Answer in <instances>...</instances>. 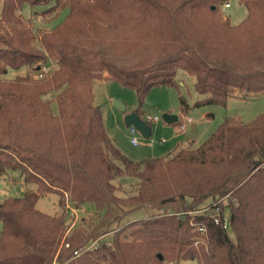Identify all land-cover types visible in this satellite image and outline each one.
I'll list each match as a JSON object with an SVG mask.
<instances>
[{"label": "trees", "instance_id": "obj_1", "mask_svg": "<svg viewBox=\"0 0 264 264\" xmlns=\"http://www.w3.org/2000/svg\"><path fill=\"white\" fill-rule=\"evenodd\" d=\"M225 1L0 0V75L26 69L0 78V176L35 187L0 201V264H264V113L135 161L93 101L108 74L136 92L139 115L151 88L179 90L177 70L195 75V106L264 92V0H240L237 23L220 13ZM24 5L66 12L32 28ZM47 192L59 212L35 208ZM70 204L96 220L70 227Z\"/></svg>", "mask_w": 264, "mask_h": 264}, {"label": "rangeland", "instance_id": "obj_2", "mask_svg": "<svg viewBox=\"0 0 264 264\" xmlns=\"http://www.w3.org/2000/svg\"><path fill=\"white\" fill-rule=\"evenodd\" d=\"M228 1L230 6L224 11L220 8V13L224 18H228L231 23H237L245 16L246 8L240 0ZM43 8H45L43 5L34 7L24 5L21 8L24 23L32 28L38 26L48 29L60 21L66 12L63 10L57 16H53L54 11L50 13L41 12ZM34 11H37V13H34ZM30 15L31 19L29 20ZM44 67H41L43 72L48 66ZM33 69H30L31 73L38 75L40 72L38 68ZM25 72V67L19 69L8 68L4 74L0 75V78H11ZM176 79L179 83L178 91L167 86H155L148 91L144 102L139 107L140 118L146 122L148 121L147 123L150 126L151 131L148 137H144L139 130L131 134L129 125L125 122L126 113L139 106L136 92L112 78L102 77L93 81V101L101 109L102 120L107 133L119 150L132 160L138 161L147 157L170 155L175 145L180 148L189 146L190 141L188 139L191 137L194 140H191L193 142L191 146H196L207 138L227 116L249 121L259 113H264V92L247 97L235 93L227 99L225 105L206 104L195 106L194 102L202 97L194 87L195 75L177 70ZM180 95L187 105H184L181 101ZM114 99L123 102L126 105V110L120 111L115 108L112 105ZM164 112L177 115V119L172 122L164 121L162 118ZM147 115H157L158 119L147 120ZM188 118L192 121L188 122ZM181 124L182 128L180 127ZM132 136L137 139L136 144L130 142ZM132 181L129 176L120 178L123 189L128 188V184ZM34 188L25 186L18 172L9 171L0 176V201L9 196H22L26 189L33 190ZM70 205L64 208L68 210L70 227L96 220V214L92 207L84 205L76 208ZM35 208L48 214L59 212L61 208L58 205V195L54 192L41 194L35 202ZM180 264L196 263L187 260L180 262Z\"/></svg>", "mask_w": 264, "mask_h": 264}, {"label": "water", "instance_id": "obj_3", "mask_svg": "<svg viewBox=\"0 0 264 264\" xmlns=\"http://www.w3.org/2000/svg\"><path fill=\"white\" fill-rule=\"evenodd\" d=\"M112 105L120 111L126 110V105L119 100L114 99L112 101ZM162 118L166 122H172L177 119V116L175 114L164 112L162 113ZM125 122L127 123V125H134L137 130H139L143 134L144 137L149 136L151 131L149 124L142 120L135 111L132 110L126 113Z\"/></svg>", "mask_w": 264, "mask_h": 264}, {"label": "built area", "instance_id": "obj_4", "mask_svg": "<svg viewBox=\"0 0 264 264\" xmlns=\"http://www.w3.org/2000/svg\"><path fill=\"white\" fill-rule=\"evenodd\" d=\"M230 6V3H229V1L228 0H226L222 5H221V10H226L228 7ZM45 68V67H44ZM146 119L147 120H153V119H158V116L157 115H154V116H152V115H147L146 116ZM188 121H190V118H188L187 119ZM145 121V120H144ZM146 122V121H145ZM148 122V121H147ZM180 127L182 128L183 126H182V124L180 125ZM137 130V128L134 126V125H129V131H130V133L131 134H134L135 133V131ZM130 142L132 143V144H136L137 143V139L134 137V136H132L131 137V139H130ZM218 220V218L217 217H215V221H217ZM224 226H226V225H228V221H227V219H226V217L224 218ZM67 245V244H66ZM91 245H93V243L92 244H90L89 245V247L91 246Z\"/></svg>", "mask_w": 264, "mask_h": 264}, {"label": "crops", "instance_id": "obj_5", "mask_svg": "<svg viewBox=\"0 0 264 264\" xmlns=\"http://www.w3.org/2000/svg\"><path fill=\"white\" fill-rule=\"evenodd\" d=\"M103 78H111L108 74H104L103 75ZM169 113V112H168ZM177 116V115H176ZM188 121V120H187ZM192 120H190V121H188V122H191ZM191 140H193V138L191 137L190 139H188V141H190L191 142ZM175 147H176V145H175ZM174 147V148H175Z\"/></svg>", "mask_w": 264, "mask_h": 264}]
</instances>
